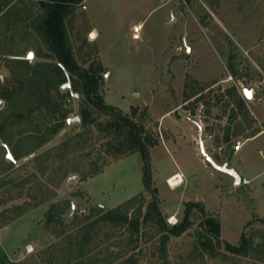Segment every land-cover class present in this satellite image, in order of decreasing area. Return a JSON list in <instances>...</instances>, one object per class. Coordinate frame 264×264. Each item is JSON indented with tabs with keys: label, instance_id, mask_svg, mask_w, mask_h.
<instances>
[{
	"label": "rangeland",
	"instance_id": "rangeland-1",
	"mask_svg": "<svg viewBox=\"0 0 264 264\" xmlns=\"http://www.w3.org/2000/svg\"><path fill=\"white\" fill-rule=\"evenodd\" d=\"M10 1L0 16V83L22 85L26 96L16 95L14 105L4 100L0 109V264H78L86 246L83 264H133L129 258L134 264H264V136L235 152L264 127V0H83L68 23L80 66L105 68V102L130 116L136 108L158 139L150 149L151 173L167 223L180 222L188 202L198 204L192 226L171 237L166 263L152 223L132 234L127 226L101 222L87 242L82 220L65 226L47 220L50 212L82 218L99 205L130 216L145 212L151 194L140 153H109L118 140L79 122L29 160H7L9 151L21 160L55 139L69 117L80 116L84 100L65 68L51 87L45 78L40 87L43 67L58 62L46 57L49 46L32 28L41 6L38 0ZM139 24L143 32L135 40L132 27ZM67 82L71 88L63 92ZM59 104L72 112L55 134ZM208 157L234 169L241 181ZM176 172L184 183L172 187L169 177ZM209 217L220 223V235L204 225ZM243 232L255 247L247 255L228 250L226 243L240 244Z\"/></svg>",
	"mask_w": 264,
	"mask_h": 264
},
{
	"label": "trees",
	"instance_id": "trees-1",
	"mask_svg": "<svg viewBox=\"0 0 264 264\" xmlns=\"http://www.w3.org/2000/svg\"><path fill=\"white\" fill-rule=\"evenodd\" d=\"M38 1L41 6L42 13L39 16H34L35 18L32 21V28L42 35L43 40L49 46L51 56L46 55V57L53 58L58 61L55 62V64L48 62L43 67L45 68V71L42 70V74L40 73L39 78L37 79L40 87H43V78H45L46 82L44 86L51 87L52 81H54L52 78H54V76L58 78L57 75H61L64 68L69 71L73 76V90L84 96V100L79 111L81 124L83 127L88 129L93 128L94 126L99 131L104 133L105 136L115 137V139L118 140V144L116 147L108 149L111 154L124 155L127 153H140L144 161V187L145 190L151 194V200L148 203L147 209L145 212H142L141 209L138 216H130L128 211H123L122 209H106L105 206L99 205L91 208L90 212L83 215L82 218L76 214L70 220L65 219L62 212L57 214L50 212L47 219L48 224L54 223L55 225L65 226L69 221L68 224L74 225L77 220L80 219L84 224L81 229L83 233H85L83 239L87 240V242H91L96 236L94 235L93 230L101 222L111 223L114 226H127V228L131 230L132 234H139L143 223H152L157 226L160 232L158 248L160 257L166 263L168 260V243L171 237L183 234L192 226V221L189 218L190 213L198 204L195 202H188V206L182 220L172 225L167 223L166 217L160 208V200L157 195L158 190L156 187H153V177L151 173L150 149L158 144V139L146 128L144 122L137 118L138 110L136 108L133 109V116H130L105 102L104 97L100 92L102 73L105 70L103 64L96 63L92 66V68H83L80 66L73 51L70 43L68 23L72 19L75 8L81 4L83 0ZM10 4V0H2L0 3V16L6 12ZM30 16L32 15H29V17ZM16 62L21 64L22 60H16ZM27 62L29 67L34 66L30 64V61ZM21 86L11 85L9 83L1 85L0 98L5 99L7 102L14 105L16 103V95L26 96L25 94L22 95L23 89L20 88ZM28 86L30 87V85ZM235 99L238 103V107L240 109L244 108V102L238 93L236 94ZM42 104L45 105V103ZM43 105H41V107ZM34 108L38 109L39 103L38 106H34ZM70 112H72V110L65 109L62 104L54 106V113L58 114V118L57 124L52 127V133H58V131L65 126V122ZM102 115H105L106 117L104 120L102 119ZM235 115H238V113ZM6 119L8 121L9 117H6ZM4 129L5 126L0 125V135H3V137ZM98 172L99 170H96L94 173ZM201 209L205 211L204 206H201ZM204 225L209 226V230L210 232H213V234L217 236L220 235L221 228L218 221L209 217L205 220ZM63 234V231L56 233L58 237ZM73 241L71 240V243H74ZM226 246L228 250L234 253L245 255L249 253L250 249L255 247L253 236L248 235L246 232L242 233L240 244L233 245L226 243ZM85 249H88V246L83 248L82 252L79 254L80 258L77 257L75 260L78 264H83L81 259L88 253ZM129 261L133 262V264L135 263L133 258H129Z\"/></svg>",
	"mask_w": 264,
	"mask_h": 264
},
{
	"label": "water",
	"instance_id": "water-1",
	"mask_svg": "<svg viewBox=\"0 0 264 264\" xmlns=\"http://www.w3.org/2000/svg\"><path fill=\"white\" fill-rule=\"evenodd\" d=\"M94 33L91 35L93 36ZM33 54V52H29V56H31ZM0 76H1V70H0ZM71 88V84L69 82L65 83L62 87L61 90L63 92H66L68 89ZM249 95H251V92H248ZM74 98H76V96H78V94L74 93L73 94ZM4 102L3 100L0 99V109L3 107ZM68 126L66 128H64L63 130H61V132L55 137V139H53L51 142H49L48 144H46L45 146H43L42 148H40L38 151L22 158L21 160H17L14 158L13 154L11 151L8 152V156H7V160L8 161H13L17 164H21L27 160H29L30 158L34 157L35 155L41 153L42 151H44L45 149H48L49 147H51L52 145H54L56 142H58V140L61 138V136L65 133V131L70 127L75 125L76 123L81 122V118L80 116H74V117H69L68 120ZM208 159L210 160V162L217 167L219 170L228 172L230 174H233L235 176V178L237 179V181H241V176L234 170V169H228L226 165L220 166L218 165L216 162H214L210 157H208ZM75 209V207H74Z\"/></svg>",
	"mask_w": 264,
	"mask_h": 264
},
{
	"label": "built area",
	"instance_id": "built-area-1",
	"mask_svg": "<svg viewBox=\"0 0 264 264\" xmlns=\"http://www.w3.org/2000/svg\"><path fill=\"white\" fill-rule=\"evenodd\" d=\"M142 32H143V25L142 24L135 25L132 27V35H133V38L135 40L141 39ZM240 147H241V144L239 143V145L237 146V149H239ZM243 183L248 184V183H250V180H248L247 178H243ZM174 223H176V222H174Z\"/></svg>",
	"mask_w": 264,
	"mask_h": 264
},
{
	"label": "bare ground",
	"instance_id": "bare-ground-1",
	"mask_svg": "<svg viewBox=\"0 0 264 264\" xmlns=\"http://www.w3.org/2000/svg\"><path fill=\"white\" fill-rule=\"evenodd\" d=\"M96 33V32H95ZM183 174L181 172H176L174 174H172L170 177H169V184L172 186V187H178L180 186L181 184L184 183V178H183Z\"/></svg>",
	"mask_w": 264,
	"mask_h": 264
},
{
	"label": "crops",
	"instance_id": "crops-1",
	"mask_svg": "<svg viewBox=\"0 0 264 264\" xmlns=\"http://www.w3.org/2000/svg\"><path fill=\"white\" fill-rule=\"evenodd\" d=\"M263 136H264V127H262V129L259 131V133H257L255 136L249 138V139L246 140V141H243V143H241V147H240L239 149H237L235 152L237 153L238 151H240V150L242 149V147H243L247 142H249V141H253V140H256V139H259V138H261V137H263ZM261 148L264 149V146L261 147ZM263 149H262V150H263Z\"/></svg>",
	"mask_w": 264,
	"mask_h": 264
},
{
	"label": "flooded vegetation",
	"instance_id": "flooded-vegetation-1",
	"mask_svg": "<svg viewBox=\"0 0 264 264\" xmlns=\"http://www.w3.org/2000/svg\"><path fill=\"white\" fill-rule=\"evenodd\" d=\"M7 60H8V59H7ZM8 61H10V60H8ZM7 64L9 65L8 68L11 69L12 67H11L10 65H11L12 63L9 62V63H7ZM3 66H4V65H3ZM5 66H6V63H5ZM5 66H4V67H5ZM0 67H1V66H0ZM0 70H1V69H0ZM1 76H2V71H1ZM1 76H0V77H1ZM1 85H2V84L0 83V86H1ZM0 99L3 100V102H5V101H4L5 99H2V98H0ZM3 106H4V105H3ZM1 109H2V108H1Z\"/></svg>",
	"mask_w": 264,
	"mask_h": 264
}]
</instances>
